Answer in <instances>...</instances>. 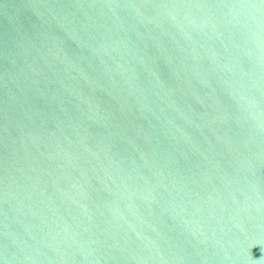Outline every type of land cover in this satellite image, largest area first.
I'll return each mask as SVG.
<instances>
[{"label":"water","instance_id":"95a60500","mask_svg":"<svg viewBox=\"0 0 264 264\" xmlns=\"http://www.w3.org/2000/svg\"><path fill=\"white\" fill-rule=\"evenodd\" d=\"M0 264H264V0H0Z\"/></svg>","mask_w":264,"mask_h":264}]
</instances>
